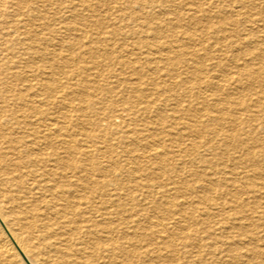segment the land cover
<instances>
[{
  "label": "bare ground",
  "instance_id": "obj_1",
  "mask_svg": "<svg viewBox=\"0 0 264 264\" xmlns=\"http://www.w3.org/2000/svg\"><path fill=\"white\" fill-rule=\"evenodd\" d=\"M118 1L0 0V264H264V11Z\"/></svg>",
  "mask_w": 264,
  "mask_h": 264
},
{
  "label": "rangeland",
  "instance_id": "obj_2",
  "mask_svg": "<svg viewBox=\"0 0 264 264\" xmlns=\"http://www.w3.org/2000/svg\"><path fill=\"white\" fill-rule=\"evenodd\" d=\"M205 2H207V4L209 3L208 2V0H205ZM254 2L255 3H253V4H255V5H253V7H252V13H251V11H250V13H251V15H255L254 13H262L263 11H264V6H262V4L264 5V0H261V2H260V0H254ZM263 2V3H262ZM121 3V4H120ZM119 4V5H118ZM123 4V1L121 0L120 2L118 1L117 2V4H112V7H118V6H120V5H122ZM254 6H255V8L257 7V9H255L254 8ZM260 6V7H259ZM218 7V4L216 5V8ZM233 7H236V6H233ZM39 9H43V10H45V12H46V10H47V12L49 13L50 12V15H52V11L53 10H51L49 7H44V8H41V7H39ZM232 9H235V8H232ZM214 11H215V9H213ZM254 10V11H253ZM217 11V10H216ZM220 17L221 16H218L216 19H211L210 20V23H211V25L213 26V28H216L217 26H219V24H217V23H219L218 21L220 20ZM224 17H227V16H222L221 17V20L220 21H222L223 19H224ZM236 18V17H235ZM217 19H218V21H217ZM256 19V15L253 17V20H255ZM225 21V20H224ZM215 25V26H214ZM253 29L254 28H256L257 29V26L255 25V26H251ZM27 28V27H26ZM228 29L230 30V31H228V32H226L225 33V35L224 36H222V41H219V44H218V41L217 40H214V39H211L210 37H208V36H204L201 32H196V34L197 35H200V37H201V42H203L204 44H214L216 47L217 46H220V45H222V46H225L227 43L229 44L230 42H239V40H241L240 42H241V44L240 45H242L243 43L245 44V42H246V39H245V37H244V35L243 36H241V30L239 29V27L238 28H235V27H228ZM233 29V30H232ZM232 30V31H231ZM235 31V32H234ZM232 34H231V33ZM204 36V37H203ZM229 36V37H228ZM236 36V37H235ZM238 36H239V38H238ZM203 37V38H202ZM227 37V38H226ZM230 38V39H229ZM238 38V39H237ZM244 38V39H243ZM253 39L255 38V34H254V36L252 37ZM257 38V37H256ZM206 39V40H205ZM209 39H211V41L209 40ZM216 41V42H215ZM237 42V43H238ZM212 44V45H213ZM224 44V45H223ZM227 44V45H228ZM226 45V46H227ZM262 49H264V46H262V44H259V46H258V51H260V50H262ZM216 53V52H215ZM214 54V53H213ZM218 56H220V54H218V53H216ZM215 55V54H214ZM216 56V55H215ZM225 61V60H224ZM251 63V62H250ZM263 64H264V60H263ZM234 71V70H233ZM232 70H231V72H233ZM262 75L263 74H260L259 75V77H258V80L260 79L261 80V82H260V80H259V82H258V84L257 83H254L253 84V89L254 90H256V91H253V93H255L257 96L259 95V93L261 94V92H264V81H262L263 79H264V75H263V77H262ZM244 79H243V82H245V81H247V77L245 76V77H243ZM261 83H263V85L261 84V86H260V84ZM256 85V86H255ZM260 86V89H259V86ZM258 86V87H257ZM235 88V90H236V86H235V84L233 83V84H231L230 86H225V87H223V90L224 89H226V90H228L229 91V88H231L230 89V93H232V94H234L233 92H235V91H233L232 89H234ZM228 88V89H227ZM263 89V90H262ZM259 91V92H258ZM261 91V92H260ZM240 92V91H239ZM239 95V93H238V91H237V93L235 92V96H238ZM254 99H255V97H254ZM253 99V100H254ZM186 101V100H185ZM185 101H184V103H185ZM212 101L210 100V103H211ZM184 103H183V105H184ZM264 104H262V106L260 105V107L261 108H263L264 109ZM255 114V113H254ZM260 123L261 122H255L254 123V125L257 127V129H258V137L260 138V139H262L264 136H262L263 134H264V132H262L263 130H261L260 129ZM257 124V125H256ZM262 124V123H261ZM260 130V131H259ZM244 131V130H243ZM243 133V132H242ZM236 154V153H235ZM238 155L237 156H239L240 155V153H237ZM225 156H227V155H225ZM241 156V155H240ZM189 171H191V172H193L194 170H189ZM194 172H196V171H194ZM196 174H198L197 172H196ZM185 177V176H184ZM120 179H123V177H120ZM229 213H231V212H229Z\"/></svg>",
  "mask_w": 264,
  "mask_h": 264
}]
</instances>
